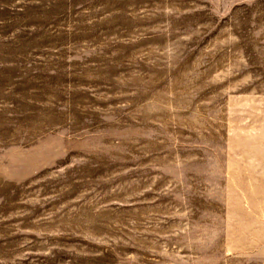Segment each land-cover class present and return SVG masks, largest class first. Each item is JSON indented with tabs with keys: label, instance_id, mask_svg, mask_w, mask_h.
I'll return each instance as SVG.
<instances>
[{
	"label": "rangeland",
	"instance_id": "rangeland-1",
	"mask_svg": "<svg viewBox=\"0 0 264 264\" xmlns=\"http://www.w3.org/2000/svg\"><path fill=\"white\" fill-rule=\"evenodd\" d=\"M0 264H264V0H0Z\"/></svg>",
	"mask_w": 264,
	"mask_h": 264
}]
</instances>
